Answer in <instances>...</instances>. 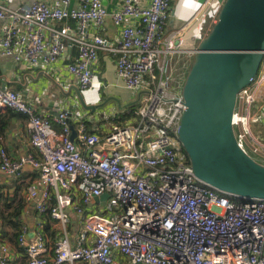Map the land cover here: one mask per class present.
Masks as SVG:
<instances>
[{"label":"built area","instance_id":"built-area-1","mask_svg":"<svg viewBox=\"0 0 264 264\" xmlns=\"http://www.w3.org/2000/svg\"><path fill=\"white\" fill-rule=\"evenodd\" d=\"M171 4L122 0L112 13L121 34L118 46H111L102 35H89L90 26L103 27L109 15L103 0H80L78 6L71 0H36L18 8L0 0L1 55L48 66L75 46L77 58L68 68L87 89L94 84L92 66L99 53L110 51L118 54L117 74L128 88L151 86L127 124L113 123L101 135L81 122L80 143L72 138L67 111L41 114L19 92L0 86V108L27 115L36 150L13 159L2 148L0 170L14 175L31 165L45 185L39 196L34 187L28 192L29 199L38 196V212L48 209L54 194L50 212L57 222L68 224L71 208L83 220L74 245L63 236L50 251L40 233L37 240L26 241L25 228L19 241L27 264H112L115 251L141 264H264V199H233L199 181L178 139L187 70L176 66L181 46L177 34L166 32ZM212 5L208 1L204 8ZM128 17L139 24L124 23ZM263 95L264 59L252 83L239 93L233 117L239 144L249 154V147L254 152L264 148L252 129L262 117L252 109ZM259 153L262 161L252 156L264 164V152ZM104 193L110 197L102 211L85 206ZM0 264L7 259L0 257Z\"/></svg>","mask_w":264,"mask_h":264},{"label":"crops","instance_id":"crops-1","mask_svg":"<svg viewBox=\"0 0 264 264\" xmlns=\"http://www.w3.org/2000/svg\"><path fill=\"white\" fill-rule=\"evenodd\" d=\"M10 8H18L29 5L36 0H3ZM52 3L53 0H43ZM109 15L101 28L91 25L89 35L100 34L106 38L111 46H118V37L121 34V26L116 25L112 13L121 7L122 0H103ZM213 5L204 8L206 2ZM224 0H172L169 19L166 25L167 33H176L181 42L180 52L177 53L180 70H187L190 62L195 57L200 40L203 38V25L208 17L215 21L217 13ZM80 0H71L72 6H78ZM206 16L203 18V14ZM74 28L75 22L67 20ZM127 24L137 26L138 20L132 17L125 19ZM3 21H0V34ZM53 26L61 27L62 22H53ZM50 38V33L47 31ZM77 47H69L65 54L54 63L45 66H31L27 61L17 62L11 57H5L0 53V86L13 89L20 93L23 99L36 108L41 114L56 115L61 111H67L72 128V138L80 143L78 126L82 122L89 132H97L101 135L107 133L113 123L125 125L130 122L136 111L142 105L149 94L151 86L132 90L126 86L122 77L117 74L116 58L110 51H101L99 59L94 63V84L92 87L82 89L78 78L69 71V64L77 58ZM181 59L182 61H180ZM252 110H259L261 120L253 124L254 135L262 142L264 136H260L261 129L264 132V103H257ZM2 111H6L3 109ZM124 118V120H123ZM57 127L58 125L55 124ZM263 143V142H262ZM5 149L13 159L36 150L30 142L28 131V117L21 112H12L9 123L4 130L0 129V150ZM83 152H87L81 144ZM0 187L3 192L11 195L18 192L26 201L24 213L27 233L26 241L32 242L42 234L48 251L63 236H68L71 243H76L78 233L83 227V220L72 208L69 209V222L62 225L56 220H48L42 217L36 207L37 197L45 189V185L39 177L37 169L26 165L16 175L4 173L0 170ZM31 187L38 191V196L28 198ZM19 188V189H18ZM102 206L94 202L89 204L90 210ZM12 232V230H9ZM30 233H32L30 235ZM89 238H92L91 236ZM115 260L112 264H134L119 252H114ZM0 257L7 259V264H27L28 256L24 246L16 245L15 241L8 237H0ZM83 264V263H79Z\"/></svg>","mask_w":264,"mask_h":264},{"label":"water","instance_id":"water-1","mask_svg":"<svg viewBox=\"0 0 264 264\" xmlns=\"http://www.w3.org/2000/svg\"><path fill=\"white\" fill-rule=\"evenodd\" d=\"M263 59L264 0H224L182 88L186 109L178 139L195 176L243 200L264 199V164L240 146L233 117L239 93L257 76ZM109 197L104 193L95 202L104 206Z\"/></svg>","mask_w":264,"mask_h":264},{"label":"trees","instance_id":"trees-1","mask_svg":"<svg viewBox=\"0 0 264 264\" xmlns=\"http://www.w3.org/2000/svg\"><path fill=\"white\" fill-rule=\"evenodd\" d=\"M213 20H214L213 17H208L206 19L203 25L204 26L203 34H202L203 37L207 35V33L210 31L211 27L215 23ZM194 59L195 57L193 58L192 62H190L188 66L187 74L194 62ZM179 60L182 61L181 59ZM3 109H6V111L5 112L2 111ZM12 112H18V111H15L7 107L0 108V129L1 130H4L7 127L9 123V116H11ZM220 193L225 194L223 192H220ZM225 195L233 199L236 198L238 200H243V199H240L238 197H234L228 194H225ZM55 204H56V198L53 194L50 199V205L48 209H46L42 213L44 214L42 217H45L48 220H53L54 218L51 215L50 209ZM85 206H88V205H85ZM25 208H26V201L23 196L19 195L17 191H15L13 195H11L9 192H3L2 188L0 187V237L1 238L8 237V238L13 239L16 245L20 244L19 238L21 234L24 232L25 228H27L25 217H24V213L26 210ZM9 230H12V232H10Z\"/></svg>","mask_w":264,"mask_h":264},{"label":"rangeland","instance_id":"rangeland-1","mask_svg":"<svg viewBox=\"0 0 264 264\" xmlns=\"http://www.w3.org/2000/svg\"><path fill=\"white\" fill-rule=\"evenodd\" d=\"M216 20H217V19H216ZM216 20H215V21H216ZM257 103H259V102H257ZM257 103H256V104H257ZM260 103H261V104L264 103V95H263V97H262ZM259 134H260V136H264V132H263L262 129H261V131L259 132ZM262 142H263V144H264V141H262ZM249 150H250V152H251V155L255 156L258 160H261V161L263 160V159L261 158V155H260L259 152L262 150V153H263V152H264V148L260 147L258 151L254 152V151H252V150H254L253 147H249ZM263 162H264V161H263ZM96 209H97L98 211H102V210H103L101 207H97Z\"/></svg>","mask_w":264,"mask_h":264}]
</instances>
